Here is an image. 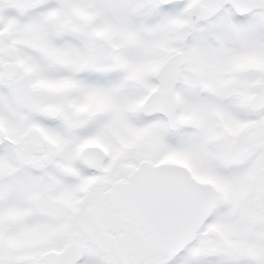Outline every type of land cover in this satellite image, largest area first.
Listing matches in <instances>:
<instances>
[{"label": "snow or ice", "instance_id": "1", "mask_svg": "<svg viewBox=\"0 0 264 264\" xmlns=\"http://www.w3.org/2000/svg\"><path fill=\"white\" fill-rule=\"evenodd\" d=\"M0 264H264V0H0Z\"/></svg>", "mask_w": 264, "mask_h": 264}]
</instances>
